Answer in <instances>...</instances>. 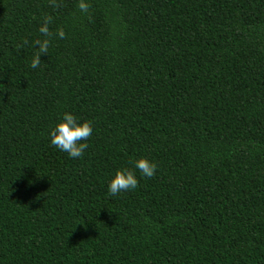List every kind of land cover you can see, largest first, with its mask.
<instances>
[{"label":"trees","instance_id":"trees-1","mask_svg":"<svg viewBox=\"0 0 264 264\" xmlns=\"http://www.w3.org/2000/svg\"><path fill=\"white\" fill-rule=\"evenodd\" d=\"M78 3L0 0V264H264V0Z\"/></svg>","mask_w":264,"mask_h":264},{"label":"clouds","instance_id":"clouds-1","mask_svg":"<svg viewBox=\"0 0 264 264\" xmlns=\"http://www.w3.org/2000/svg\"><path fill=\"white\" fill-rule=\"evenodd\" d=\"M78 7L81 12H86L88 5L86 0H79ZM38 31L45 39L36 41L37 50L30 61V67L36 69L40 66V55L46 54L49 48V20L45 18L39 25ZM56 35L63 38L64 33L58 29ZM93 128L89 121H79L70 112H64L58 122L49 130L50 145L60 152L66 153L69 158L78 159L88 147L86 141L92 135ZM133 167L142 177L151 178L156 172L157 165L154 161L141 157L134 161ZM137 187V178L131 169L122 168L115 171L107 183V193L116 196L119 193L131 191Z\"/></svg>","mask_w":264,"mask_h":264}]
</instances>
